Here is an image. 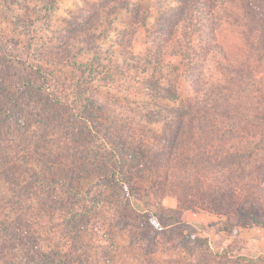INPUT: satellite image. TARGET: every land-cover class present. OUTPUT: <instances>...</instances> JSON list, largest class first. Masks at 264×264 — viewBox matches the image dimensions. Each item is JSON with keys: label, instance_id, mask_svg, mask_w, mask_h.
<instances>
[{"label": "rangeland", "instance_id": "obj_1", "mask_svg": "<svg viewBox=\"0 0 264 264\" xmlns=\"http://www.w3.org/2000/svg\"><path fill=\"white\" fill-rule=\"evenodd\" d=\"M55 1L0 0V220L17 215L22 223L10 231L28 235L10 236L3 246L0 231V264H189L179 257L185 255L186 240L196 236L208 239L214 254L234 244L237 255L259 260L264 255V234L255 233L251 240L247 236L250 228L264 226L236 223L196 190L188 191L184 200L164 194L168 170L161 159L170 149L169 125L177 120L172 108L199 96L184 75L178 17L158 30L143 28L140 19L131 25L123 10L110 16L115 6L105 8V0ZM136 1L151 3L153 9L156 0ZM222 2L217 37L228 61L241 71L252 61V72L264 77V0L206 4ZM83 19L87 24L79 28ZM174 29L176 35H171ZM127 30L134 31V39L128 35L125 39L132 41V48L119 44ZM27 31L39 37L36 59L45 67L53 92L72 105L74 116L90 120L88 136L101 130L126 143L130 152L126 176L133 192L114 193L100 177L99 167L105 164L102 146L94 154L85 148L86 161L78 158L80 154H64L68 148L76 151L78 145H69L76 138L65 143L64 127L39 118L40 102L16 101L29 113L10 112L15 90L25 77L32 78ZM196 76L204 83L223 79L212 55L201 61ZM173 81L179 87L177 98L172 94ZM77 125L83 124L78 120L74 125L79 134ZM100 144L86 138L80 146ZM158 204L178 210L181 222L169 223L146 208ZM242 207L249 215L264 213V199L246 202L237 196L230 211L241 216ZM73 213L78 216L66 224L64 216ZM236 257L229 262L202 259L200 264H244Z\"/></svg>", "mask_w": 264, "mask_h": 264}, {"label": "trees", "instance_id": "obj_2", "mask_svg": "<svg viewBox=\"0 0 264 264\" xmlns=\"http://www.w3.org/2000/svg\"><path fill=\"white\" fill-rule=\"evenodd\" d=\"M46 1L56 2L55 0ZM173 1L174 3L170 4L169 2L172 1L156 0L152 2L155 3V7L150 9L152 4L148 2L143 3L145 5L143 8V4L136 0H105V8L112 4L115 6L113 12L109 13L110 16L123 10L125 21L127 20L128 23L131 21L132 25L136 23L137 19H140L138 24L143 28L155 26L158 30H163L166 25L172 24L176 16L178 17L175 25L179 26L177 38L184 51L183 59L186 66L184 75L199 96L193 101L184 100L180 106L172 108L176 112L177 120L171 126L169 125L171 128L170 149L167 157L161 159L168 170L164 194L167 197L178 196L184 200L188 191L196 190L210 198L216 205L217 211L227 213L236 223L248 225V227L264 226V213L260 211L249 215L245 207H242L238 209L242 213L241 216L230 211L235 205L237 196H243L246 202H249L250 199H264V77L252 72V61L244 64L242 71L233 67L228 61L227 53L221 47L217 37V29L222 22L223 2L210 6L209 3L206 4V1L209 0H181V3L179 0ZM184 2L186 5H183ZM150 16L153 19L149 20ZM85 19L78 23L80 24L79 28L87 24ZM23 28L26 30V27ZM128 32L127 30L123 34L119 44L132 48V41L125 39L127 35L131 36L130 40L134 39V31ZM170 34L176 35V29L170 31ZM27 35L29 38L28 52L31 56L27 67L32 78L25 77L23 85L15 90L16 100L10 104V112L29 113V110L16 103L19 100L23 104L24 99L29 104L40 102L42 112L39 118H45L49 123L55 122V124L64 127L67 130L65 143L76 138L73 144L69 143L70 146L78 145L76 151L68 148L63 151L64 154L68 157L80 154L78 158L83 156V161H86L88 159L84 155L85 148L88 153L94 154V151L96 152L97 148L102 146L101 153L105 155V164L99 167L100 177L111 185L114 193L121 190L128 193L133 192L134 186L130 185L131 187H129V180L126 176L128 155L130 154L126 143L118 140L112 133L101 130L88 136V132L91 130L88 125L90 120L86 115L74 116V113L71 112L72 105L62 101L53 92L45 67L36 59L37 56H40L37 53L40 46L39 37L28 31ZM69 38L71 37L69 36ZM49 53L56 58L63 59L58 55V52L50 51ZM149 53L153 59L157 60L158 57H154L153 52L149 51ZM208 55H212L216 59L217 67L223 76V79L216 83H204L200 76H196L201 61ZM172 85L174 88H172L173 97L177 98L179 95L178 84L173 81ZM30 116L34 121L35 116L33 114ZM78 120L83 124L77 125L80 130L79 134L74 131V125ZM69 129L71 131H68ZM86 138L94 141L97 139L102 145L92 148L80 146ZM237 139H245V142L239 146L232 143ZM28 160L27 158V162ZM34 175L41 178V175L37 173ZM146 206L149 211L150 208L153 210L151 212L155 217L165 218L169 223L181 222V217L176 209L165 207L162 204L155 207ZM77 216L76 213L66 214L64 216L65 223L68 224L70 219ZM9 217V219L3 217L0 220V231H4L1 240L3 246L10 240V236L18 239L19 237L25 239L28 236H19L16 229L10 231L12 227L19 228L17 224L18 222L22 223V219L17 215ZM183 247L185 255L183 257L181 255L179 258L189 264H200L202 259L209 258H220L229 262L235 260L233 258L236 256H238L236 259L243 260L244 264H264V255L259 257V260L237 255L238 247L234 244L227 246L220 253L214 254L208 239L200 236L186 240ZM25 253L27 254L26 251Z\"/></svg>", "mask_w": 264, "mask_h": 264}, {"label": "crops", "instance_id": "obj_3", "mask_svg": "<svg viewBox=\"0 0 264 264\" xmlns=\"http://www.w3.org/2000/svg\"><path fill=\"white\" fill-rule=\"evenodd\" d=\"M251 230H250V232H248V236H247V239L248 240H251L250 238H252L253 236H254V234L255 233H262L263 232V234H264V227H262V228H250Z\"/></svg>", "mask_w": 264, "mask_h": 264}]
</instances>
